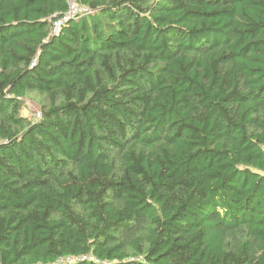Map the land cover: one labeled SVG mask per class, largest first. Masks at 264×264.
<instances>
[{
	"label": "trees",
	"instance_id": "1",
	"mask_svg": "<svg viewBox=\"0 0 264 264\" xmlns=\"http://www.w3.org/2000/svg\"><path fill=\"white\" fill-rule=\"evenodd\" d=\"M77 1L0 0V264H264V0Z\"/></svg>",
	"mask_w": 264,
	"mask_h": 264
},
{
	"label": "built area",
	"instance_id": "2",
	"mask_svg": "<svg viewBox=\"0 0 264 264\" xmlns=\"http://www.w3.org/2000/svg\"><path fill=\"white\" fill-rule=\"evenodd\" d=\"M67 2L69 6L68 12L64 16L54 21L53 23L54 33H59L62 30L63 26L69 21H71L72 19H80L82 17L88 16L93 13L89 9V7L80 5L77 0H67ZM39 118H40V113L38 112L36 114V119H39ZM82 260H85V259H82ZM68 263L73 264L74 262L72 261Z\"/></svg>",
	"mask_w": 264,
	"mask_h": 264
},
{
	"label": "rangeland",
	"instance_id": "3",
	"mask_svg": "<svg viewBox=\"0 0 264 264\" xmlns=\"http://www.w3.org/2000/svg\"><path fill=\"white\" fill-rule=\"evenodd\" d=\"M40 106L38 105V101L33 99H29L26 101L25 106L22 110L24 116L34 120L36 119V114L40 111Z\"/></svg>",
	"mask_w": 264,
	"mask_h": 264
}]
</instances>
